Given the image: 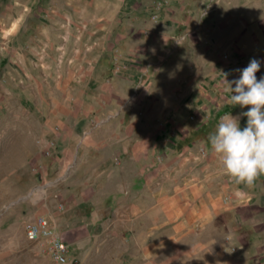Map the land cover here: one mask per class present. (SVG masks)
<instances>
[{"label": "rangeland", "instance_id": "obj_1", "mask_svg": "<svg viewBox=\"0 0 264 264\" xmlns=\"http://www.w3.org/2000/svg\"><path fill=\"white\" fill-rule=\"evenodd\" d=\"M246 9L253 30L264 7ZM240 13L225 0H0V264H58L26 236L39 216L67 234L68 264H264V174L227 181L219 221L165 243L172 197L209 173L210 133L242 111L226 80L261 55L220 43Z\"/></svg>", "mask_w": 264, "mask_h": 264}, {"label": "crops", "instance_id": "obj_2", "mask_svg": "<svg viewBox=\"0 0 264 264\" xmlns=\"http://www.w3.org/2000/svg\"><path fill=\"white\" fill-rule=\"evenodd\" d=\"M225 3L230 6H239L241 13L239 17L227 15L219 26L220 43H224V50L240 53L241 56L252 51L258 52L261 54L258 59L264 66V13L253 30L249 29L248 21L242 15L243 12L248 11L246 6L249 4L256 5L260 14L264 7V0H225ZM214 156L216 162L212 161V156L206 168L209 173L205 174L204 178L188 177L183 188L178 187L175 196L172 197L171 201L176 206L175 213L169 214V210L166 212L170 218L169 221L172 220L175 223L174 227L167 232L166 245L179 244L186 235L192 236V233L201 232L212 226L227 211L221 198L229 192V186H227L229 184L226 182L232 180V177L222 171L218 155L214 153ZM114 163V157L112 159L107 157L102 164L103 167H107L106 170L103 169V173H107L109 165ZM173 232L178 233L173 235ZM64 237L70 245L67 234Z\"/></svg>", "mask_w": 264, "mask_h": 264}, {"label": "clouds", "instance_id": "obj_3", "mask_svg": "<svg viewBox=\"0 0 264 264\" xmlns=\"http://www.w3.org/2000/svg\"><path fill=\"white\" fill-rule=\"evenodd\" d=\"M260 67L261 60L252 58L245 67L237 69L238 77L226 80L230 101L242 111L236 115L226 113L208 137L222 171L236 183L249 186L264 174V74L259 79L256 75ZM242 118H246L243 124Z\"/></svg>", "mask_w": 264, "mask_h": 264}, {"label": "built area", "instance_id": "obj_4", "mask_svg": "<svg viewBox=\"0 0 264 264\" xmlns=\"http://www.w3.org/2000/svg\"><path fill=\"white\" fill-rule=\"evenodd\" d=\"M26 236L30 241L38 242L45 253L58 264H68L70 245L57 225L52 224L45 216H39L27 226Z\"/></svg>", "mask_w": 264, "mask_h": 264}, {"label": "trees", "instance_id": "obj_5", "mask_svg": "<svg viewBox=\"0 0 264 264\" xmlns=\"http://www.w3.org/2000/svg\"><path fill=\"white\" fill-rule=\"evenodd\" d=\"M244 119H246V118H244ZM244 119H243L242 122H241L242 124H243V122H244Z\"/></svg>", "mask_w": 264, "mask_h": 264}]
</instances>
